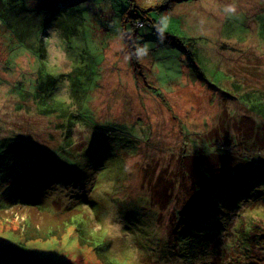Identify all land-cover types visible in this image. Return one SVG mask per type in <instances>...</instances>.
Instances as JSON below:
<instances>
[{"label":"rangeland","instance_id":"1","mask_svg":"<svg viewBox=\"0 0 264 264\" xmlns=\"http://www.w3.org/2000/svg\"><path fill=\"white\" fill-rule=\"evenodd\" d=\"M128 2L0 0V264H232L264 229L263 150L205 205L182 206L180 173L202 136L253 124L240 99L264 100V0H163L151 15L180 44L134 27ZM50 94L78 119L67 145Z\"/></svg>","mask_w":264,"mask_h":264},{"label":"trees","instance_id":"2","mask_svg":"<svg viewBox=\"0 0 264 264\" xmlns=\"http://www.w3.org/2000/svg\"><path fill=\"white\" fill-rule=\"evenodd\" d=\"M162 2L163 0H129L127 9L124 10L125 15L133 19L134 27H136L137 19L141 18L142 21H144L147 17L150 21L155 23V27L159 30L162 29L161 35L166 40L165 42L180 44L184 42V39L172 32L164 31L161 25L162 22L160 20L156 21L151 15L152 11H159L162 8L160 6ZM134 11L136 13L133 14ZM187 45H191L190 41H187ZM50 84V90L52 92L55 89L53 75H50ZM260 94L261 91H257L255 94L246 91L243 93V95L246 96L245 102L240 99L241 105L249 110L252 117L254 115L253 120L258 123V126H255L254 121L250 127L247 124L243 125L245 117L248 115L243 114L234 121V127L236 126V129L239 131L236 132L237 130H234L231 135L229 134L228 139H225L227 142L224 141L220 144V140L216 136L213 137L210 135L212 138L202 136V140L205 142L200 145L199 150L196 149L194 150L196 152H192V154L195 153L200 157L195 161L196 166L193 168H185L184 165L186 162L182 163V167L180 168L182 171H180V173H184V176L190 179V183L186 188L188 195L185 203L182 205L184 208H187L188 204L190 205L193 203L198 206L205 205V202L211 197L212 193L217 191L221 185L228 184L236 178L245 176L248 170L256 168L252 164V161L255 162L258 160L257 157H262V150L264 151V136L262 135L264 131L262 132L260 128L263 125L262 123H264V100L260 99ZM48 98L49 101L43 104L41 110L44 113L53 112L54 116H63L65 118L63 120L59 119L56 126L62 129L61 145H67L71 138L76 139V136H74V131H76L74 127L78 125V119L74 117V112L67 107L66 102L58 98L57 100L53 99L51 94ZM243 128H247L249 131L246 130L243 132ZM239 133L242 134V137ZM231 152H234L235 155ZM187 154L189 153H185L183 157ZM262 169L264 174V166ZM262 180H264V177ZM59 217H61V215H59ZM59 217L57 216L46 220V224L43 225L28 221V227H24L22 231L24 237L26 239L49 237L47 229L50 226L54 227V225L58 223ZM62 218H64V216ZM52 231L53 234L56 233L58 236H62L65 229H54ZM243 233V240L248 246L247 249L250 254L238 255V257H235L236 261L232 264H257L255 260L256 258L259 259V256L263 258V260L260 259L261 264H264V229L261 230L257 228V226L250 227L248 229L245 228Z\"/></svg>","mask_w":264,"mask_h":264},{"label":"clouds","instance_id":"3","mask_svg":"<svg viewBox=\"0 0 264 264\" xmlns=\"http://www.w3.org/2000/svg\"><path fill=\"white\" fill-rule=\"evenodd\" d=\"M227 11H232V12H234V11H235V8H234V7H231V6H229V8L227 9Z\"/></svg>","mask_w":264,"mask_h":264},{"label":"built area","instance_id":"4","mask_svg":"<svg viewBox=\"0 0 264 264\" xmlns=\"http://www.w3.org/2000/svg\"><path fill=\"white\" fill-rule=\"evenodd\" d=\"M142 24L141 25H143V22H141Z\"/></svg>","mask_w":264,"mask_h":264}]
</instances>
